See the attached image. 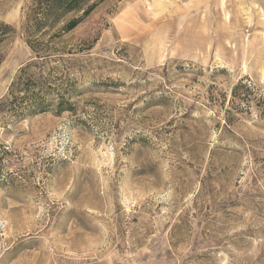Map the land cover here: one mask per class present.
<instances>
[{"label":"rangeland","instance_id":"obj_1","mask_svg":"<svg viewBox=\"0 0 264 264\" xmlns=\"http://www.w3.org/2000/svg\"><path fill=\"white\" fill-rule=\"evenodd\" d=\"M77 1L71 109L0 106V264H264V0ZM44 2L0 0L2 102Z\"/></svg>","mask_w":264,"mask_h":264},{"label":"trees","instance_id":"obj_2","mask_svg":"<svg viewBox=\"0 0 264 264\" xmlns=\"http://www.w3.org/2000/svg\"><path fill=\"white\" fill-rule=\"evenodd\" d=\"M45 1L44 6H39L37 8L36 14L39 15L30 18L31 23L24 28L26 42L35 54V59L19 68L16 76L9 85L6 102L0 101V106L7 108V110L10 111V117L13 118L36 114L50 109L51 102L53 101L49 96L50 90L55 91L57 97V106L54 108L56 111L71 109L70 104H68L65 99V88L59 86L61 82L60 84H54V86H52V80L57 81L59 76L52 75V78L48 76L52 74L56 66L48 68L46 75L43 73L42 69L44 68V63L49 61L52 57L47 53L50 50L48 45L41 42L34 32L39 29L42 23L48 20L55 21L59 14L77 10L79 5L77 0ZM91 8L92 7L89 6L82 10L81 14L69 18L50 36V38L60 36L72 30L84 16L89 13ZM30 68H32V70H30Z\"/></svg>","mask_w":264,"mask_h":264}]
</instances>
